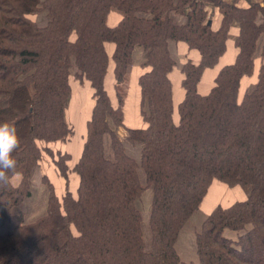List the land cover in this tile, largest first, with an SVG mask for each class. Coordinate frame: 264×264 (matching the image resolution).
<instances>
[{
	"label": "trees",
	"instance_id": "obj_1",
	"mask_svg": "<svg viewBox=\"0 0 264 264\" xmlns=\"http://www.w3.org/2000/svg\"><path fill=\"white\" fill-rule=\"evenodd\" d=\"M210 1L221 15L215 31L204 1L0 0V122L13 126L19 138L15 169L0 181V264H194L180 259L176 243L215 182L249 187L250 195L209 213L194 236L197 264H264V42L257 84L239 100L241 80L253 74L257 43L264 39V8ZM112 10L123 17L109 28ZM233 24L239 27L235 61L201 95L198 84L224 55ZM171 43L200 55L197 65H182L184 96L177 106ZM136 49L147 69L139 78L144 129L125 128L122 111ZM110 70L116 107L105 88ZM71 76L90 84L94 100L72 169L68 154L50 148L74 134L64 117ZM120 128L127 141L142 144L139 165L152 191L150 251L136 208L145 188L117 135ZM107 142L113 160L106 158ZM44 153L64 180L77 176L78 188L59 198L44 177L45 213L26 223L12 210L30 197ZM225 231L242 234L231 240Z\"/></svg>",
	"mask_w": 264,
	"mask_h": 264
},
{
	"label": "crops",
	"instance_id": "obj_2",
	"mask_svg": "<svg viewBox=\"0 0 264 264\" xmlns=\"http://www.w3.org/2000/svg\"><path fill=\"white\" fill-rule=\"evenodd\" d=\"M195 1H204L205 2L206 10L208 12V18L210 19V22H211V27L214 31L217 30L220 26V23H221V15L219 14L218 8L216 7L215 3H213L210 0H195ZM215 1H217V0H215ZM218 1L220 3L226 4V5L234 4L235 6H237L239 8H244V9L250 7V5H252V4L259 5L260 7L264 8V0H218ZM122 17H123V15L119 11L112 10V11H110V13L107 17L106 25L109 28L115 27L121 21ZM174 20L177 24L181 25L184 22V17L177 16V17H175ZM35 21L41 26L44 24V21L39 20L38 18H36ZM261 21H262V18L258 17L257 22L261 23ZM238 33H239V27H237V25L233 24L230 28L229 33H228V37H227V41H226V52L220 58L219 62H232L231 64H233V62L235 61V58L237 55V50L235 48V40L238 36ZM259 41H260V46L256 47V53H257V56H259V59H258L259 66L256 69L255 65H254L253 74L251 76H249L248 78L244 77L241 80L240 90H239V100H241L247 92L253 90L257 84V74H258L260 64L262 62L260 55H261V50H262V46H263V42H264L263 37ZM169 50H170V53H171L173 59L176 62V66L174 67V70L170 75V79H171V76L173 74L180 75L179 86H180V89L182 90V88H181V81L183 78L182 73H181L182 65L186 62H191V63L197 65L200 62V55L196 49H189L183 43H171L169 46ZM107 51H108V54L111 56L112 52H113V46L108 45ZM255 58L256 57L254 56V62H255ZM143 59H144V54L141 52L140 49H136L134 52V55H133V64L129 67L127 74H126V77L124 79L123 87L126 88V90H127V98H124V104H123L122 111H123V115H124V127L128 128V129H143L144 128V123H143V120L141 118V108H140L141 94H140V87H139V78L147 70V69L142 67ZM226 66H228V65H226ZM220 69L217 72H215L212 68V69H208L204 72L203 77H202L200 83L198 84L199 94H200V88L203 87V84H202L203 81H205L207 79L209 80L208 81V88L210 87V90H211V88L213 87L212 86L213 81L216 78L217 73L220 71ZM244 79H246V80H244ZM78 84L81 85V83H79L73 76H71L70 77V86H71V92L72 93H73V91H72L73 87L74 86L77 87ZM85 84H87L90 87V84L88 82H83L82 86H84ZM243 86H244L245 93L242 96H240V92H241V90H243ZM204 87H206V90H207V86H204ZM105 88H106L107 93L110 97V100L112 102L113 107H116L117 100H116V96H115V82H114V78H113L111 70L109 71L107 79L105 81ZM176 96H177V101L174 99V103L177 106L182 101L184 93L182 92V95H181V92L179 90H177ZM70 97L73 99V96H71V94H70ZM92 99H93V95H92ZM93 104H94V102H93ZM93 104L88 105V107H87L88 110L86 111V114H88V117H87V115H85V119L81 118V114H80L82 112L81 110L79 111V113H76L77 118L79 119L81 124L82 125H83V123L85 124V130H86L87 122L89 121L90 116H91ZM131 105H132V108H130ZM132 112H136V114L133 115ZM128 115L130 116V119L128 118ZM65 121H66V119H65ZM66 123L70 127H72V129L74 131L75 126L72 123H68L67 121H66ZM117 135L124 145V142L127 141L126 140L127 134H126L125 130L121 129V128L118 129ZM73 136H74V134H73ZM85 138H86V135H85ZM69 141H67V142H69ZM67 142L54 143L50 146V148L52 149V151L54 153L60 152V153L68 154L70 157V160H71L72 155L70 152V148L72 146H70V145L67 146V144H66ZM106 144H107L106 145V152H105L106 158L108 160H113V155L110 151L109 143L107 142ZM82 149H83V145H82ZM81 153H82V150H81ZM81 153H80V156H81ZM80 156H79V158H80ZM79 158H78V160H79ZM70 160H69V162H70ZM78 160H77V162H78ZM68 166H69V164H68ZM73 166H71V167L69 166V168L72 169ZM56 171H57V169H56ZM57 174H58V176H60L58 171H57ZM68 179H70L71 181L73 180L74 183L76 184V190H75V193H76L77 188H78V183H79L77 176L73 173H69ZM236 187H234L233 189H235ZM65 190L60 197L63 196V194L65 193ZM229 190L230 189H228L224 185H221V184L216 183V182L213 183L211 185L209 191H208V196H206L203 199L198 211H201L204 208V211H205L204 214L207 217L209 215V213L215 207L221 206L222 199L224 198V196L226 195V193ZM72 193H74V192H72ZM55 194H56V192H55ZM249 195H250V190H249ZM239 202H243V201H239ZM45 208H46V195H44L42 198L38 199L36 202H34L32 204V212L30 214H23V213H21V214L24 215L25 222L30 223V222H33L34 220L38 219L39 217L43 216L45 213ZM185 227H186V225H185ZM185 227L182 229L176 245L185 247L187 249H192L195 251L194 236H195L196 231H194V232L187 231L185 229ZM179 257H180V255H179Z\"/></svg>",
	"mask_w": 264,
	"mask_h": 264
},
{
	"label": "rangeland",
	"instance_id": "obj_3",
	"mask_svg": "<svg viewBox=\"0 0 264 264\" xmlns=\"http://www.w3.org/2000/svg\"><path fill=\"white\" fill-rule=\"evenodd\" d=\"M234 25H237V24H234ZM261 38L262 37H260V39ZM258 46H260V41H258L257 43V47ZM255 57L256 58H255L254 65H255V68L257 69L259 66V62H258L259 56H257V53H255ZM231 63L232 62H219L218 61L217 65L213 68V70L217 72L220 68L226 65H230ZM179 80H180V75L173 74L171 76V83L173 85L172 86L173 87V100L175 99L176 101H177L176 91L179 90L181 92V95L183 92L180 89ZM208 81H209L208 79L203 81L202 83L203 87L200 88L201 95H205L210 91V87L208 88ZM213 84H214V81H213ZM213 84L212 86H214ZM84 86H82V84L81 85L78 84L77 87L76 86L73 87L72 89L73 93L71 92V96H73V99L71 97L68 99L66 106H65V111H64V116H65L66 121L68 123H72L75 126L74 136L71 138L69 142L66 143L67 146L68 145L72 146L70 148L72 159L68 163L70 167L73 166L77 162L80 156L82 145L85 141V135H86L85 124L84 123L83 125L81 124V122L77 118L76 113H79V111L81 110L82 111L80 113L81 118L85 119V115H87L88 117V114H86V111L88 110L87 108L88 105H91L94 102V100L92 99V95H93L92 89L87 84H85ZM204 86H207V90H206V87ZM244 93L245 91H244V86H243V90H241L240 96H242ZM123 94H124V98H127L126 88H124ZM130 108H132V105ZM132 114L135 115L136 112H132ZM128 118L130 119L129 115H128ZM143 123H144V128H145L146 124L144 121ZM124 149L126 153L137 162L138 164L137 173H138L139 181L142 187L145 188L142 195L136 200V208L141 213V217H142L141 227H142V237H143V242L145 246V251H150L151 232H150V227H149V216L151 212L152 191H151V188L147 187L144 172L139 165L140 164L139 158H140V151L142 149V144L137 143V142L131 143L129 141H126L124 142ZM44 177H46L49 183H51L52 186L55 188L54 191L56 192L57 196L60 197L65 189H68L69 191L75 193L76 184L74 183V181L73 180L71 181L70 179H67L66 181L60 176H58L56 168L53 165L51 159L44 153L42 155V159L40 161L39 167L36 170H34L33 175H32V185H31L30 197L25 199L24 202L19 207L14 208L12 210L13 214H16V215L19 213L30 214L32 212V204L36 202L38 199L42 198L44 195L47 196V189H46L44 182L42 181ZM15 182H16V179L14 180V183ZM233 188H228L230 190L226 193V195L224 196L221 202L222 208H228L233 203H236L239 201H245L248 198L249 190H250L249 187L237 186L235 189ZM206 196H208V193H206L205 197ZM204 212H205L204 208L201 211H196L191 216L189 221L187 222L185 229L190 232L196 231V233H198L200 231L202 223L206 219L205 218L206 215L204 214ZM240 234H242V232L225 231V236L231 240H236V238ZM176 250L178 254L180 255V259L183 262L194 263V264L198 263V257L194 250L187 249L185 247L177 246V245H176Z\"/></svg>",
	"mask_w": 264,
	"mask_h": 264
},
{
	"label": "clouds",
	"instance_id": "obj_4",
	"mask_svg": "<svg viewBox=\"0 0 264 264\" xmlns=\"http://www.w3.org/2000/svg\"><path fill=\"white\" fill-rule=\"evenodd\" d=\"M18 145L16 129L7 122H0V181L6 182V173L15 169L16 161L12 153Z\"/></svg>",
	"mask_w": 264,
	"mask_h": 264
}]
</instances>
